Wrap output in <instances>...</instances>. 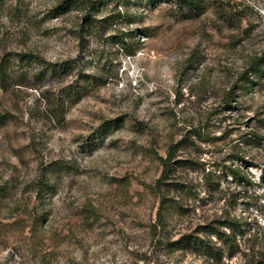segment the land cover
<instances>
[{"label":"rangeland","instance_id":"obj_1","mask_svg":"<svg viewBox=\"0 0 264 264\" xmlns=\"http://www.w3.org/2000/svg\"><path fill=\"white\" fill-rule=\"evenodd\" d=\"M2 1L0 264L264 263V145L243 139L264 137V89L238 80L264 51V0H202L192 18L171 2L98 0L93 23L55 11L61 0ZM19 54L66 68L38 79L43 66ZM173 145V181L191 197L155 190ZM161 196L186 211L155 228ZM227 218L239 228L217 223L236 235L211 237L218 261L168 249Z\"/></svg>","mask_w":264,"mask_h":264},{"label":"trees","instance_id":"obj_2","mask_svg":"<svg viewBox=\"0 0 264 264\" xmlns=\"http://www.w3.org/2000/svg\"><path fill=\"white\" fill-rule=\"evenodd\" d=\"M163 1L174 3L176 7L181 9V11H186L185 13H183L185 15V18L199 17L205 10L202 4V0H144L143 4L146 9H149L154 8L159 2ZM99 3L100 1L98 2V0H61V2L57 5V7L54 8V10L56 11L57 8L70 10L71 7H75L79 11L85 10L86 13L83 15L82 20L87 23H93L91 17L98 11L100 5ZM2 8L3 1L0 0V11L2 10ZM57 12L60 13V11ZM25 58L26 60L33 59L30 55L28 56L26 54H19L17 57V59ZM8 61L9 59L6 56L0 57V81L5 80L9 64ZM33 61L38 62L36 59H33ZM38 63H40L39 65L43 66L41 62ZM64 67L66 68V66ZM64 67L55 63H47L42 67L44 70L36 75V78H43L50 73H53L54 75H60L65 71ZM238 80L241 84L239 89H253L256 87H261L264 89V51H262L258 56L253 58L247 64V67L240 73ZM3 119H0V123L5 122ZM243 139L244 142L249 146L262 147L264 145V137L255 133H244ZM173 147L175 146L173 145L172 148L167 152V156L161 159L163 168L161 176L156 181L155 190H160L161 186H168V190L181 193V195L185 197H191L193 191L189 187V184L176 180L173 181ZM189 167L191 168V166ZM228 169L230 171L231 179L235 183L240 185L242 182L247 181L243 174H241V172L237 168L235 169L229 167ZM210 174L211 173L203 174V184L206 185L207 189L209 188L211 190L220 192V184L218 183V181L215 182ZM185 211L186 208H184V205L179 202V199L161 196L159 200V209L157 211V223L155 225V228L159 225L161 226V228H163L169 215L182 216L185 215ZM217 223H220L221 227H226L229 229L232 228V230L234 227L237 229L239 228L238 223L235 222L233 218H227L226 220H214L210 223L205 224L202 230L196 231L192 234H180L177 239L171 242H167L168 249L170 251H188L192 254H201L213 261H218L220 259V252L217 251L219 247L216 246L217 243L211 241V237L213 236L217 241H220L225 246L229 245L228 247H231L232 243L230 241H234L236 239V235H227L225 232L219 230V228L216 226ZM231 250L232 249H229L226 254L231 255ZM248 264L264 263H262L261 260H257L256 262L252 260V262Z\"/></svg>","mask_w":264,"mask_h":264}]
</instances>
